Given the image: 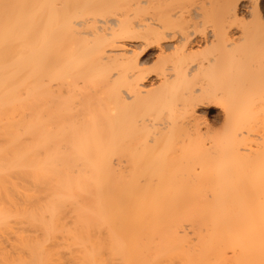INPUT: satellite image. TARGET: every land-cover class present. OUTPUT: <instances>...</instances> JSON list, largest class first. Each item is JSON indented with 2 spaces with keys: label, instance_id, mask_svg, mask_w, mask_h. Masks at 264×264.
Listing matches in <instances>:
<instances>
[{
  "label": "bare ground",
  "instance_id": "6f19581e",
  "mask_svg": "<svg viewBox=\"0 0 264 264\" xmlns=\"http://www.w3.org/2000/svg\"><path fill=\"white\" fill-rule=\"evenodd\" d=\"M227 1L0 0V264H264L263 0L250 41Z\"/></svg>",
  "mask_w": 264,
  "mask_h": 264
},
{
  "label": "rangeland",
  "instance_id": "374dc122",
  "mask_svg": "<svg viewBox=\"0 0 264 264\" xmlns=\"http://www.w3.org/2000/svg\"><path fill=\"white\" fill-rule=\"evenodd\" d=\"M193 1V0H192ZM197 1V2H196ZM194 0V2H193V4H195L196 5V8H194V9H197L198 8V10H199V7L198 6H201V5H204V3L203 2H205V0L203 1V0ZM200 1H201V3H200ZM203 1V2H202ZM211 0H209V1H207L206 0V2H209L210 4H207L206 5V3H205V7H212V8H208L207 10H206V14H204V16L205 15H207V16H205L206 17V19L209 17V18H211L210 16L212 15V14H215V16L213 15L212 17H213V19L215 20L214 22L216 23L215 25H218L219 27L222 25V21L223 20H225V18L222 16V14H225L224 13V10H223V6H224V4L226 3L225 1H227V0H221V3H218V2H220V0H214V3L213 4H211V2H210ZM218 1V2H217ZM174 2V1H173ZM188 2V4H189V1H187ZM215 2H216V4H215ZM224 4H223V3ZM228 2V1H227ZM229 2H231V3H233V4H238V6H239V11H240V17H239V20H236V21H238V22H236V23H238V24H236L235 23V21H233L232 20V24H230V26H231V29L232 30H234V32L235 33H239L240 31L242 32V31H244V32H246L245 33V36H246V39L247 40H249L250 41V38H248V37H254V35H253V23H254V21H255V19H256V17H255V14L254 15H252V10H251V8H250V3H249V0H229ZM263 3H262V7H263V22H264V0L262 1ZM190 3L192 4V2L190 1ZM198 3V4H197ZM203 3V4H202ZM247 5H246V4ZM190 4V5H191ZM201 4V5H200ZM219 4H220V6H219ZM227 4V3H226ZM190 5H188V6H190ZM195 5H193V6H195ZM212 5V6H211ZM214 5H216V6H214ZM221 5H223V6H221ZM226 6V5H225ZM224 6V7H225ZM192 7V6H191ZM214 7V8H213ZM216 7V8H215ZM220 7V8H219ZM204 8V7H203ZM202 8V9H203ZM226 8V7H225ZM191 9H193V7L191 8ZM193 9V10H194ZM199 10V11H204V10ZM213 11H212V10ZM218 9V10H217ZM220 9H222V10H220ZM250 9V10H249ZM197 10V11H198ZM209 10V11H208ZM219 10L221 11L220 13H219ZM212 11V12H211ZM215 11H216V13H215ZM217 11H218V13H217ZM251 11V13H249ZM204 13H205V11H204ZM208 13V14H207ZM241 13L242 14H244V16L243 15H241ZM211 14V15H210ZM219 15L220 14V16L219 17H217L216 15ZM251 14V15H250ZM204 16L203 17H201L202 18V22H205V21H210V19L209 20H205V21H203L205 18H204ZM215 17H217V18H215ZM221 17V18H220ZM242 17V18H241ZM201 18H199V22L201 21L200 19ZM213 19H211V21L210 22H205V24H201L204 28H201L198 24V26L196 27V28H198V29H196V28H194V30H197V33H194L193 34V37L194 38H200L201 39V37H202V39L205 37V36H202L203 34L202 33H204L205 31H207V32H205V34L206 35H208V33H210V31L212 30V28L213 27H217V26H215L213 23H212V21H213ZM223 19V20H222ZM218 20V21H217ZM220 20V21H219ZM198 22V23H199ZM217 22H219V23H217ZM240 22V23H239ZM209 23V24H208ZM213 24L212 25V27L211 26H209V25H211V24ZM208 25V27H207V25ZM221 24V25H220ZM223 24H224V22H223ZM206 25V26H205ZM234 25V26H233ZM236 26V27H235ZM210 27V28H209ZM206 29H208V30H206ZM203 30V31H202ZM198 31H200V32H198ZM201 31H202V33H201ZM238 31V32H237ZM240 32V33H241ZM200 33V34H199ZM196 34V35H195ZM202 34V35H201ZM204 34V35H205ZM195 35V36H194ZM201 35V36H200ZM196 38V39H197ZM197 40H199V39H197ZM242 43V42H241ZM201 47H206L205 46V44L204 45H202ZM137 53L139 54V53H141V50L138 48V50H137ZM156 53V54H155ZM157 55H158V50L157 49H152L151 51H149V52H147L145 55H143L141 58L143 59L142 60V63H143V68H144V70H147V73L150 75V76H152V74L154 73V69H155V67L157 66L156 64H157ZM146 73V74H147ZM221 108L220 107H217V105H214V106H212V107H210V108H201V109H199V113H200V116L201 117H203L204 119L205 118H207L209 121H210V127H213V132H220L221 130H222V128L224 127V120H225V118H224V114H223V112H222V110H220ZM203 118H201V119H203ZM201 122H203V121H201ZM261 142V141H260Z\"/></svg>",
  "mask_w": 264,
  "mask_h": 264
}]
</instances>
